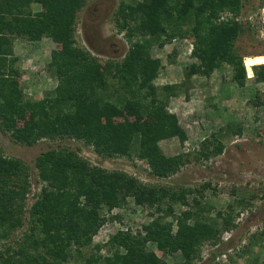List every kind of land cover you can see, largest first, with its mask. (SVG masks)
I'll return each mask as SVG.
<instances>
[{"label":"trees","instance_id":"1","mask_svg":"<svg viewBox=\"0 0 264 264\" xmlns=\"http://www.w3.org/2000/svg\"><path fill=\"white\" fill-rule=\"evenodd\" d=\"M86 1L0 0V133L27 146L41 138L74 139L104 158L145 161L155 177L176 174L189 162L187 156L168 157L159 143L177 139L183 144L187 136L167 105L187 91L193 75L207 78L223 67L231 70V84L245 87L243 56L235 48L242 31L238 16L243 0H121L114 25L124 34L128 49L119 62L101 64L74 40L76 16ZM34 6L38 11H33ZM226 14L232 17L222 18ZM21 39H50L57 45L50 54L49 69L58 84L36 103L25 102L15 86L19 74L14 42ZM175 39H191V55L197 61L185 69V90L184 82L155 85L162 63L151 56V50ZM175 56L173 51L168 61ZM245 65L252 67L254 84L263 85L264 55L246 57ZM257 98L250 102L255 107L263 105ZM226 129L231 135L243 131L236 124ZM223 133L204 139L198 160L224 151L220 137L227 133ZM34 166L45 186L25 222L28 169L0 151V264H218L215 252L223 244L221 236L237 227L234 206L245 210L250 205L249 198L241 196L212 218V208L194 200L193 212L173 216L175 233L173 222L164 221L170 212L160 211L159 216L150 215L143 233L118 230L103 245L93 244V237L106 224L105 212L128 200L152 208L167 197L175 202L174 194L165 187L145 186L123 172L91 167L69 148L40 154ZM205 244L216 248L203 261ZM167 256H172L171 262Z\"/></svg>","mask_w":264,"mask_h":264},{"label":"rangeland","instance_id":"2","mask_svg":"<svg viewBox=\"0 0 264 264\" xmlns=\"http://www.w3.org/2000/svg\"><path fill=\"white\" fill-rule=\"evenodd\" d=\"M120 1L87 0L76 16V45L100 64L106 61L119 62L128 49L124 34L119 33L114 25V15ZM226 17L232 15L222 16ZM238 20L242 24V31L235 41V48L243 56L246 71L243 89L231 84L229 67L216 70L207 78L193 75L186 89L185 69L197 63L191 55V39H175L162 49L151 50V56L159 58L162 63L155 85L160 87L184 82L182 90H187L171 99L167 105L168 111L177 116L187 140L183 144L177 139L159 143L166 156L182 154L189 160L174 175L163 179L155 177L151 175L145 161L135 157L104 158L92 146L74 139L41 138L34 145L27 146L14 142L8 133H0L3 157L18 159L28 169L23 221L26 222L29 209L45 186L34 166L35 159L51 149L69 148L91 167L108 172H123L137 178L145 186L156 190L165 187L174 194L172 198H175V202L169 201L167 197L149 208L128 200L122 207L105 212L106 224L93 237V244L103 245L118 230L143 233L142 226L152 220L150 215L159 216L160 211L170 212L164 221L170 224L173 222L172 233H175L173 216L186 211L193 212L194 200L207 203L212 208L210 217L214 218L217 213L225 212L227 205L243 196L249 198L250 205L241 210L234 204L233 214L238 215L234 220L237 227L221 236L223 244L215 252V263L264 264V84L255 85L252 67L245 65L246 57L264 55V0H243ZM55 50L57 45L50 39L39 42L21 39L14 42V53L18 59L15 68L19 74L15 86L21 90L25 102H39L54 92L58 81L49 69V60L51 52ZM173 51L176 53L174 62H169L167 56ZM255 98L263 105H252L250 102ZM229 124L240 126L242 133L231 135L226 129ZM223 132L227 135L219 137L223 140L224 151L209 160H198L197 152L204 139H211V135H221ZM183 192L185 194L181 200L179 196ZM116 216L119 220L115 219ZM194 222L191 219L188 224L192 226ZM215 248L205 244L202 247V260H207ZM89 251L85 250L84 253ZM105 253L103 249L101 254ZM157 254L161 256V253ZM165 259L171 262L173 258L167 256ZM68 264L76 263L70 261Z\"/></svg>","mask_w":264,"mask_h":264},{"label":"crops","instance_id":"3","mask_svg":"<svg viewBox=\"0 0 264 264\" xmlns=\"http://www.w3.org/2000/svg\"><path fill=\"white\" fill-rule=\"evenodd\" d=\"M35 7H37V6H34V8H33V11H38V9H36ZM38 8V7H37ZM36 9V10H35Z\"/></svg>","mask_w":264,"mask_h":264},{"label":"built area","instance_id":"4","mask_svg":"<svg viewBox=\"0 0 264 264\" xmlns=\"http://www.w3.org/2000/svg\"><path fill=\"white\" fill-rule=\"evenodd\" d=\"M192 46V45H191ZM192 51V50H191Z\"/></svg>","mask_w":264,"mask_h":264}]
</instances>
